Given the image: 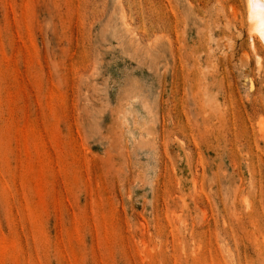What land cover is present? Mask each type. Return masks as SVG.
<instances>
[{
	"label": "rangeland",
	"instance_id": "1",
	"mask_svg": "<svg viewBox=\"0 0 264 264\" xmlns=\"http://www.w3.org/2000/svg\"><path fill=\"white\" fill-rule=\"evenodd\" d=\"M247 8L0 0V264H264Z\"/></svg>",
	"mask_w": 264,
	"mask_h": 264
},
{
	"label": "bare ground",
	"instance_id": "2",
	"mask_svg": "<svg viewBox=\"0 0 264 264\" xmlns=\"http://www.w3.org/2000/svg\"><path fill=\"white\" fill-rule=\"evenodd\" d=\"M250 31L264 43V0H247Z\"/></svg>",
	"mask_w": 264,
	"mask_h": 264
}]
</instances>
